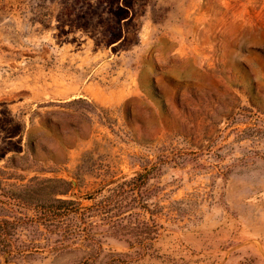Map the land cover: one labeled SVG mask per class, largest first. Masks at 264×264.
Instances as JSON below:
<instances>
[{
  "label": "rangeland",
  "instance_id": "obj_1",
  "mask_svg": "<svg viewBox=\"0 0 264 264\" xmlns=\"http://www.w3.org/2000/svg\"><path fill=\"white\" fill-rule=\"evenodd\" d=\"M144 169L140 258L98 225L84 263L56 250L79 233L28 221ZM18 218L25 251L0 264H264V0H0V219Z\"/></svg>",
  "mask_w": 264,
  "mask_h": 264
},
{
  "label": "trees",
  "instance_id": "obj_2",
  "mask_svg": "<svg viewBox=\"0 0 264 264\" xmlns=\"http://www.w3.org/2000/svg\"><path fill=\"white\" fill-rule=\"evenodd\" d=\"M149 174L150 171L144 169L107 188L108 194L101 196V190H98L95 194L88 195L86 199L91 200V204L85 207L71 199L55 198L42 202L38 204V214L28 218V221L46 229L52 230L54 227L60 230L63 239L79 233V247H73L70 243L59 246L56 250H82L84 263L97 259L102 248L101 240L94 231L98 225L106 226L104 230L108 236L124 238L130 245L137 246V257L140 258L148 252L158 235L154 220L144 215L149 208L146 202H142L141 196ZM20 220L21 218L0 219V253L6 255V260L25 251L16 246L13 240L15 229L22 223ZM120 261L122 260L113 258L108 264H119Z\"/></svg>",
  "mask_w": 264,
  "mask_h": 264
}]
</instances>
